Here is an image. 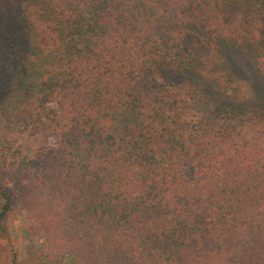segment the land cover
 I'll list each match as a JSON object with an SVG mask.
<instances>
[{
	"label": "trees",
	"instance_id": "1",
	"mask_svg": "<svg viewBox=\"0 0 264 264\" xmlns=\"http://www.w3.org/2000/svg\"><path fill=\"white\" fill-rule=\"evenodd\" d=\"M263 19L264 0H0V264H21L18 206L39 264H264V110L228 64L250 50L264 84Z\"/></svg>",
	"mask_w": 264,
	"mask_h": 264
},
{
	"label": "rangeland",
	"instance_id": "2",
	"mask_svg": "<svg viewBox=\"0 0 264 264\" xmlns=\"http://www.w3.org/2000/svg\"><path fill=\"white\" fill-rule=\"evenodd\" d=\"M261 31L264 34V19L262 21ZM18 37L22 42L21 46L25 48V32L20 33ZM249 51L233 53L229 56L228 64L238 78L234 89L235 97L240 101L246 99L264 110V84L252 69L253 55ZM9 136L14 147L23 153L34 151L44 141L40 135L21 136L20 134L15 135V133H11ZM49 141L53 143L54 139L50 138ZM10 223L13 226L12 240L18 251L21 264H39L38 257L43 253L44 241L40 237H32L27 234L25 227L28 225V220L26 218V212L21 207H16L10 217ZM32 252L36 255H33ZM67 262L68 264H72V258H68Z\"/></svg>",
	"mask_w": 264,
	"mask_h": 264
}]
</instances>
